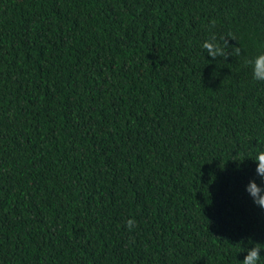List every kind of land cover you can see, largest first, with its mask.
I'll return each instance as SVG.
<instances>
[{
	"label": "trees",
	"instance_id": "obj_1",
	"mask_svg": "<svg viewBox=\"0 0 264 264\" xmlns=\"http://www.w3.org/2000/svg\"><path fill=\"white\" fill-rule=\"evenodd\" d=\"M262 44L264 0H0V264H239Z\"/></svg>",
	"mask_w": 264,
	"mask_h": 264
},
{
	"label": "clouds",
	"instance_id": "obj_2",
	"mask_svg": "<svg viewBox=\"0 0 264 264\" xmlns=\"http://www.w3.org/2000/svg\"><path fill=\"white\" fill-rule=\"evenodd\" d=\"M224 37H217L215 33H211L205 38L200 47L204 50V54L213 59L225 56L228 41ZM232 52L239 55L241 49L233 48ZM245 66L250 70L251 79L256 82H264V44L258 47L254 55L245 60ZM255 163V175L259 178H249L244 185V190L251 198L252 203L260 208H264V147H256L255 153L252 156H245ZM242 161V160H240ZM126 227L132 229L135 227L136 221L133 217H129L125 221ZM250 245V246H249ZM237 253L243 252V257L237 260L239 264H264V243L254 241L251 237L247 238L245 243L244 238L239 240Z\"/></svg>",
	"mask_w": 264,
	"mask_h": 264
}]
</instances>
